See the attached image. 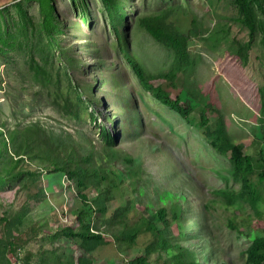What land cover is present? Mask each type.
<instances>
[{
  "label": "rangeland",
  "instance_id": "374dc122",
  "mask_svg": "<svg viewBox=\"0 0 264 264\" xmlns=\"http://www.w3.org/2000/svg\"><path fill=\"white\" fill-rule=\"evenodd\" d=\"M242 1L0 5V264H247L264 237V5Z\"/></svg>",
  "mask_w": 264,
  "mask_h": 264
},
{
  "label": "trees",
  "instance_id": "16d2710c",
  "mask_svg": "<svg viewBox=\"0 0 264 264\" xmlns=\"http://www.w3.org/2000/svg\"><path fill=\"white\" fill-rule=\"evenodd\" d=\"M6 1L7 0H0V5L2 3H5ZM238 2L240 5L243 3L242 0H238ZM246 4L249 8L245 6L244 11H247L245 14H248L252 12V10H254V5H256L258 8L264 5V0H250ZM262 9H264V6L262 7ZM146 29L149 31L150 34H152L155 37V39L158 42L173 49L178 54H181V55L185 54L186 45L182 37L178 35L163 33L154 26H146ZM133 69L137 71L138 77L142 79V74H141L139 67L135 65ZM151 91H155L154 97L158 101L167 105L169 108H171L174 112H176L180 116L186 118L188 114L187 109L180 106L177 100L175 101L171 100L169 97L164 95L159 89H152ZM219 135L224 136L223 131H220ZM224 141H225L226 147H228V149L226 150H229V153L231 155V160L234 163V168H235L234 170L235 171L241 170L242 171L241 173L252 172L250 160L246 158L245 156H243L241 146L231 145V143L226 137H224ZM212 145L218 146V145H215L214 143H212ZM220 152H223V149H221ZM233 175L237 177V175L234 174V172H233ZM242 183L243 185H245L246 179H243ZM246 261H247V264H264V237H254L250 241V245L248 246L246 250ZM190 264H198V263L193 262Z\"/></svg>",
  "mask_w": 264,
  "mask_h": 264
}]
</instances>
